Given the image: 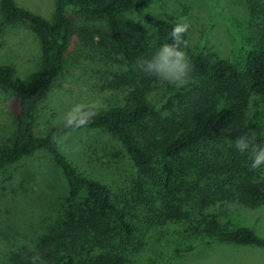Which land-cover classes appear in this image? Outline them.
<instances>
[{
  "label": "trees",
  "instance_id": "trees-1",
  "mask_svg": "<svg viewBox=\"0 0 264 264\" xmlns=\"http://www.w3.org/2000/svg\"><path fill=\"white\" fill-rule=\"evenodd\" d=\"M146 1L152 0H56L49 22L14 0H1L7 19L27 22L40 35L42 60L27 83L14 75L11 65L0 63V89L16 97L15 132L8 144L0 145V171L44 150L63 174L67 194L54 201L56 214L47 212L41 219L44 231H13L9 242L20 240L15 244L17 253L7 245L0 261L151 264L158 255L146 249L163 233L162 220L177 222L189 234L199 233L204 222L208 239L264 247V238L249 227L228 228L217 220L220 213L239 206L256 208L264 200V190L254 177L257 170H250V152L235 148V139L242 134L264 146V137L248 122L251 102L264 99V8L259 0H245L251 15L262 20L256 23L261 29L256 45L241 62L190 52L188 83L177 87L161 82L144 70V61L162 44L172 43L176 22L147 13L145 20L156 31L153 45L126 54L128 63L107 67L116 77L114 87L126 94L124 104L92 110L95 115L80 128H65L62 122L41 135L33 130L38 103L65 68L74 17L114 23L118 14ZM157 83L166 84L171 92L161 110L147 99ZM79 129L104 132L127 155L136 171L127 188L82 174L59 151L56 138ZM110 153L116 156L115 150ZM23 182L25 177L19 184ZM174 245L173 255L182 250Z\"/></svg>",
  "mask_w": 264,
  "mask_h": 264
},
{
  "label": "rangeland",
  "instance_id": "rangeland-1",
  "mask_svg": "<svg viewBox=\"0 0 264 264\" xmlns=\"http://www.w3.org/2000/svg\"><path fill=\"white\" fill-rule=\"evenodd\" d=\"M14 2L49 22L53 20L56 0ZM259 4L264 8V0H259ZM147 13L176 23L180 22V18L186 20L189 24L185 33L188 45L183 50L187 55L190 52L202 53L216 59L241 62L256 45L255 37L261 31L256 23L262 17L252 16L245 0L146 1L118 14L114 23L104 18L76 16L65 68L36 107L33 120L36 134H44L51 127L61 124L64 114L77 103L93 105L91 110L95 112L124 104L126 94L114 87L116 77L107 71V67L128 63L126 54L153 45L156 31L146 22ZM0 35L3 45L0 63L11 65L14 75L27 83L41 66V38L27 22L7 19L1 11V0ZM170 94L166 84L157 83L149 91L147 99L161 110ZM15 103L14 93L1 88L0 145L8 144L15 132ZM249 113L248 122L264 137V99L251 102ZM56 142L59 151L82 174L108 185H125L127 188L132 174L136 172L127 155L119 150L118 144L102 131H69L59 135ZM110 150H115L116 156ZM24 177L26 182L19 184ZM254 177L264 190V168L258 169ZM66 194L65 178L53 158L44 150L2 169L0 256L7 245H10L12 254L17 253L15 244L20 240L9 242L16 229L44 231L45 228L39 227L41 219L46 218L47 212L56 214L58 210L54 201ZM217 220L228 228L249 227L264 238V200L256 208L239 206L225 215L220 213ZM195 222L198 226V222ZM206 227L202 222L199 233L189 234L184 233L177 222L162 220L163 233L151 245L150 251L146 249L151 255L157 252L156 261L150 259L151 264H264V247L208 239L206 232L203 233ZM174 244L182 247L176 256L172 253ZM0 264L9 262L0 261Z\"/></svg>",
  "mask_w": 264,
  "mask_h": 264
},
{
  "label": "clouds",
  "instance_id": "clouds-1",
  "mask_svg": "<svg viewBox=\"0 0 264 264\" xmlns=\"http://www.w3.org/2000/svg\"><path fill=\"white\" fill-rule=\"evenodd\" d=\"M188 28L189 24L186 20L180 18V22H177L172 29V43L162 44L151 58L144 61V70L147 73L154 75L161 82L177 87L188 83L192 68L183 50L188 45L187 40L183 39V34ZM93 107L86 103L73 105L62 118L64 127L75 129L85 126L95 115L91 110ZM235 148L241 153L250 152V170L264 168V146L250 142L248 134H242L235 139Z\"/></svg>",
  "mask_w": 264,
  "mask_h": 264
}]
</instances>
